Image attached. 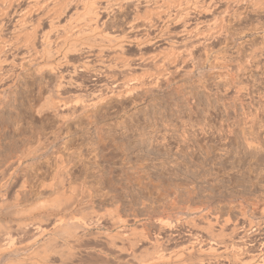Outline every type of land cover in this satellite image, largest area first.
Masks as SVG:
<instances>
[{
    "label": "rangeland",
    "instance_id": "obj_1",
    "mask_svg": "<svg viewBox=\"0 0 264 264\" xmlns=\"http://www.w3.org/2000/svg\"><path fill=\"white\" fill-rule=\"evenodd\" d=\"M1 1L0 7L1 4H3L2 9L5 6L4 10L0 8L1 11H9L8 7L12 6L13 1L17 3L16 6H20H12L13 11L10 10L8 13L10 19L3 20V24L10 20L9 24L11 23L12 26L16 11L24 7L22 5H26L29 0H18L19 4L17 0L12 2L6 0L8 3L5 0L2 1L3 3ZM172 1L168 3L169 0H166L165 6L170 5L168 7L172 8L169 10L174 13L176 9L174 6L177 3L174 4V0ZM227 1L238 0H223L214 9L221 35L216 36L213 39L214 42L211 41L205 47L193 52L191 62L188 59L190 48L173 46L174 44L166 39L155 44L156 46L142 45L143 42L140 40H132L133 42L129 40L131 43H128L127 40L121 50L123 52L125 49V51L121 54L116 52L117 56L111 53L113 56L111 60L106 59L111 54H106L107 56L94 54V58H90L86 51H77L78 55L76 52L74 55L77 56H71L69 60L70 63L73 62L71 67L74 66L77 69L76 65H78L80 68L79 71H75L76 76H73V80L83 85H79V90L84 87L83 90L87 91H77V87L70 93L64 92L65 98H68L67 101L72 104L77 103L76 98L83 96L86 98L91 95V92L95 97L89 98L88 101H85L87 98L81 99L82 104L84 101L88 102L87 104L91 103L90 101H94L97 96L103 95L102 97L107 96V98L104 99L105 102L99 103V106L96 105V108L99 107L98 110L95 107L85 109L82 113L84 116L79 114L80 118L77 115L76 119L72 120L74 123L70 120L69 125L60 123L46 108L48 114L40 113L39 110H42L44 103L42 97H40L41 101L38 100L40 99L38 89L42 86L43 79L35 75L33 68L27 66L24 68L23 73H20V81L16 83L17 86L8 90L2 101L0 100V170L5 168L7 164L3 163L6 161L15 165L17 159L28 155L19 154V149H28L29 145H26L32 143L31 141L36 143L40 139H45L53 142L55 139V147L40 156L32 154L34 156L30 160L21 164L24 167H19L21 170H18L19 173L17 171V181H26L24 190H17L20 182L18 184L16 181L17 184H13L15 189L11 186L12 189L8 190V193L6 191L2 193V195L6 193V196H0L1 203L7 201V209H4L5 202L0 204L4 205L3 208L0 207V227L8 226L5 228H9V236L13 237L15 247H20L24 254H29L37 250L36 245L41 248L40 245L43 246L42 244L46 242L48 245L44 246L45 249L46 246L48 247L47 251L52 252L50 256L54 259H51L53 263L58 262V257L55 256L64 257L73 254L75 258L72 264H141V262L143 264L144 255L152 252L161 256H159L161 259L158 264H264V0H245L238 6L233 4L227 6ZM73 2L67 3L70 6L65 7L67 11L63 9V6L60 8L65 11H62L63 16L64 13L70 16V11L73 13V9L78 7V4L73 5L75 1ZM7 4L10 6L6 8ZM42 5L45 6H42L44 11L41 12L40 6L41 9L36 7L41 13L33 9L31 13L36 19L32 14L30 18L37 20L39 27L44 29L49 21L48 16L45 17L44 14L46 10L49 12L52 9V5L48 6L50 7H47L48 9L45 4ZM126 10L124 8L125 12L116 11L115 15L110 16L108 20L111 21L107 20L106 24L107 27L110 26L106 28V32L110 29L107 33L113 34L115 31L119 34L127 26L128 15L129 17L133 14L141 15L143 12L144 17L148 14L142 8L140 11L136 10L137 13L134 12L135 10H129L131 13L134 12L132 14ZM165 10L167 11V7ZM47 12L46 15L50 16ZM62 12L59 10V17ZM10 14H12L11 17ZM34 14L38 16L42 14L41 19ZM63 18H59L61 24L64 22ZM38 21L42 23L44 21V25ZM7 22L6 30L10 27ZM47 24L46 27H48ZM140 24L143 23L138 24L139 34H151V31H154L147 25L145 26L147 31L152 29L147 32L142 29L145 28V24L143 26ZM72 25L75 24L72 23ZM46 27L42 31L39 29V32L46 31ZM170 29L172 34L178 31L175 27ZM10 30L11 27L4 32V35H7ZM125 30L123 29V33L120 34H125ZM154 33L155 31L153 35ZM169 54L170 56L175 54L173 60L174 57L182 56L181 61H188L190 63H188L190 69L188 70L191 74H184L186 68L180 66L176 71L170 67L172 74L165 76L167 70L162 69L167 67ZM83 56L89 57L90 62L97 61L90 63ZM121 63L124 64L123 67L129 64L127 66H130V69L127 67L125 71L121 68ZM82 64L86 66L89 64L90 67L86 68L83 65L82 68ZM81 68L82 70L85 68V72H80ZM63 69L66 68L62 67L60 70ZM110 71L112 76L109 74ZM32 72L35 75L33 77L30 75L33 74ZM112 72L116 74V77ZM94 75L100 76L94 78ZM147 75L150 76L149 82L152 78V80L161 78L159 88H152V91L148 89V92L147 88L146 90L141 88L140 92H136L138 97L134 99L132 98L135 94L131 97L127 96V99L125 96L120 98L110 96L111 91L116 90V88L111 90L113 82L117 84L121 82L120 79H126L128 84L134 78L135 81L130 84L125 83L126 87L130 88L131 84H136V81L139 83V79L143 77L147 80L149 77ZM163 77L166 78L163 79ZM49 78L48 80L45 78V81H48L47 84L50 85L54 79L51 77L50 81ZM91 79L98 81L95 82L98 86H92L95 80ZM99 82L104 84L103 87L106 84L107 90ZM44 83L43 86H45ZM88 86L96 89L92 90ZM87 88L91 91L89 92ZM104 89L106 91L110 89L108 91L110 93L107 92L104 96L106 92ZM33 98H38V101H33ZM37 110L39 113L36 112ZM34 142V145L31 144L33 148L38 144L35 145ZM23 146H26V149ZM52 150L60 154L50 152ZM54 156L60 160L57 157L54 160ZM13 159L14 163L9 162ZM57 159L59 162L62 161L63 165L60 167L66 169V172L64 169L65 174L68 173L64 174L65 183L62 181L64 189L61 190V194L63 195H58L60 200H64L61 205L59 198L56 199V193V196L51 195L42 189L44 185H41L51 180L54 170L50 167L58 166ZM55 161L57 164L51 166ZM71 186L75 188L74 193ZM37 187L41 190H37ZM60 189L56 192L60 193ZM16 190L19 194L21 193V202L17 206L13 205L15 202L13 201L14 193H12ZM42 192L47 194L44 195ZM40 194L44 197L42 198ZM35 197L41 202L47 199L52 201L55 198L53 201L56 200V203L58 201V204L55 206L53 201L52 204L49 202L41 204L37 199L34 202ZM7 199L14 203H10L11 201ZM32 205H36L39 209L46 205V208L38 211L37 207L34 208ZM48 205L51 209L47 207ZM31 206L36 210L35 212ZM24 207L25 210L30 207L33 213L26 210L29 212L28 215L26 212L24 217L18 216L22 212L24 214ZM16 215L19 218H16ZM160 220L169 221L172 226H160ZM30 221L33 223H30L32 228L30 229L31 226L28 223L30 230H27L26 235L16 232L15 223ZM59 221L70 223L69 225L72 223L74 228L77 227L76 233L74 237L69 238L65 235H57L56 240L49 243L48 236H50L51 228L57 224L56 222L60 223ZM37 226L40 227V232L33 231V228ZM32 241L36 245L30 247ZM117 255L120 257L116 258ZM31 260L26 264H34L35 261V264H43L36 256Z\"/></svg>",
    "mask_w": 264,
    "mask_h": 264
},
{
    "label": "bare ground",
    "instance_id": "obj_2",
    "mask_svg": "<svg viewBox=\"0 0 264 264\" xmlns=\"http://www.w3.org/2000/svg\"><path fill=\"white\" fill-rule=\"evenodd\" d=\"M2 1H4V0H2ZM1 1V2H2ZM6 1V0H5ZM9 1V0H8ZM21 1H23V0H21ZM27 1V0H26ZM25 1V2H26ZM73 1H75V4H73V5H76V3L78 4V7L77 8H75V9H73L74 11H73V13H71L72 11H70V16H67V15H65L66 13H64V16H63V12H65V11H67L66 9H65V7L66 6H69L67 3H70V2H73ZM168 1V0H167ZM172 1V0H171ZM170 0H169V2L168 3H170L171 2ZM223 1V0H222ZM222 1H219V0H174V4H176L177 3V5L176 6H174V8L176 7V9H175V11H173L174 13H172L169 9H171L172 7H168V6H170V5H168V6H165V4L167 5V2H166V0H29L28 1V3L26 4V5H22V6H24V7H22V8H18L17 10H18V12L14 9V11H16V17H14L15 18V20L14 19H12V20H14L13 21V23H12V26L9 24V21L10 20H8V24L10 25V27H11V30H10V32L9 33H7V35L5 34L4 35V32H6V31H8V29L10 28H8L7 30H6V26L5 25H7L6 24V22H5V24H3V20H5V18H7V19H10L9 17H8V13L10 12V10H12L13 11V7L12 6H16V4L17 3H14L15 1H13V3L15 4H13V3H11V5L12 6H10L9 4H7L6 5V8L8 7V5L10 6V7H8V10H9V8H10V10L9 11H1L0 10V100L2 101V99H3V97L5 96V94H7V92H8V90H10L11 88H13L15 85L17 86V81L20 79V77H21V75H20V73L22 72L23 73V70H25L24 68L27 66V67H29V68H33V70L35 71L34 73H35V75L36 76H38L41 80L43 79V82H42V86L40 87L39 85L37 86V85H35V86H37V87H40V89H38L39 91H38V93H39V98L40 97H42L43 99H42V101H43V107H42V110L40 109L39 111H40V113H47L48 114V111H50L51 113H52V116L54 117H56V119H58L59 121H60V123L62 122V123H65V124H67L70 120H71V122H73L72 120L75 118V117H77V115L79 116V114L80 115H82V113L83 112H85V109H89V107H92V108H96V105H98L99 106V103L101 104L103 101H104V99L105 98H107V96L106 97H102L101 95V97H99V96H97L96 98H94V101H90L91 103H89V104H87L85 101H88L89 100V98H93V97H95V96H93L92 95V92H91V95H89V96H87L86 98H87V100H85L84 101V105L82 104V102H80L81 101V99H83L84 98V96L83 97H81V98H79V99H77L76 98V102L77 103H75V104H72L71 102H68L67 101V99L68 98H65V94L66 93H70V92H72V90H76V88L78 87V89H77V91L79 90V85L81 84V83H79L78 84V82L76 83L75 82V80H73V76H76L75 75V71L76 70H78L79 71V66L78 65H76L77 66V69L76 68H74V66L73 67H71V63L73 64V62H71L70 63V57L71 56H77L78 55V53L79 52H81V51H86L89 55H90V58H94L93 57V55L94 54H97V55H106V54H111V53H113V55L115 54V56H117L116 55V52L118 53V52H120L119 54H121V50H123V44L125 43V41H127L128 40V43H131V42H129V40H140V41H142L141 43H142V45H147V46H153V45H155V44H158V43H160V42H163L165 39H166V41H169V42H171V44L173 43L174 45L173 46H182L183 48H190L189 50V52H188V50H187V52H188V59H189V62H191L190 60H193L191 57H193L192 55L194 54L193 52H195V51H197V49L198 48H203V46L205 47V45H207V43H210L211 41H213V39L216 37V36H219V35H221V34H219L221 31H219L218 30V27H217V23H216V16H215V12H214V9H215V7L216 6H218V4H220L219 2H222ZM242 1L243 2H245V0H238V1H236V2H230V1H227V6H232V4H233V6H238V5H240V4H242ZM7 2V1H6ZM10 2H12V0H10ZM16 2H18V0L16 1ZM25 2H23V3H25ZM173 2V1H172ZM171 2V3H172ZM261 2V1H260ZM3 3V2H2ZM5 3V2H4ZM8 3V2H7ZM20 2H18V4H19ZM74 3V2H73ZM6 4V3H5ZM4 4V5H5ZM42 4H45L46 5V8L48 7V6H51L52 5V9H50L49 10V12H47L48 10H46V12H47V14H49L50 13V16L49 15H46V12H45V17H47V19L49 18V21H47L48 22V27H46V24H45V27H46V31H43V32H41L42 30H44L45 29V27H44V29L42 28H40L39 26V24L38 23H36V21H34V20H32V18H30L31 17V14H32V16H33V13H31L32 12V10L33 9H36V7H37V9H38V7L40 6L41 8H42V6L43 7H45L44 5H42ZM2 6L0 7L1 9H2V7H3V4H1ZM72 5V4H71ZM17 6H19V5H17ZM16 6V7H17ZM64 7L63 9L65 10V11H63L62 9H60L61 7ZM171 6H172V4H171ZM255 6V5H254ZM257 6V5H256ZM11 7H12V9H11ZM20 7V6H19ZM39 7V8H40ZM70 7V6H69ZM68 7V8H69ZM166 7H167V11L165 10L166 9ZM264 7V6H263ZM40 8V9H41ZM48 8H50V7H48ZM47 8V9H48ZM74 8V7H73ZM124 8H125V10L127 9L128 11L129 10H135L134 12H136L137 13V11H140V9L142 8V9H144V11H146L148 14L146 15V14H144V15H146V16H148V17H146V16H144L143 17V12H142V14L140 15H138V14H133L132 16H130L129 17V15L128 14H130L131 13V11H129L130 13H126L127 15H128V19L126 20V21H128L127 22V29H126V27L125 28H123L124 30H125V34H120V33H123L122 32V30L119 32V34H116V32L114 31V29H113V31H114V33L113 34H110V33H107L108 32V30H110V29H108L107 30V32H106V28H109V27H107L106 26V24L108 23V21H111V20H108L109 18H110V16H113V15H115L114 13L116 12V11H118V12H122V10L124 11ZM131 8H133V9H131ZM231 8V7H230ZM234 8V7H233ZM5 9V6H4V8L2 9V10H4ZM36 9V10H37ZM39 9V10H40ZM44 8H42L41 9V12H42V10H43ZM227 9V8H226ZM39 10H37V11H39ZM59 10H61V12H62V15L60 14V16L61 17H59ZM126 10V12H128ZM137 10V11H136ZM164 10V11H163ZM44 11V10H43ZM227 11V10H226ZM229 11V10H228ZM233 11V10H232ZM40 12V11H39ZM40 12V13H41ZM125 12V11H124ZM134 12H132V13H134ZM146 12H144V13H146ZM12 14H13V12H11ZM69 13V12H68ZM67 13V14H68ZM131 13V14H132ZM139 13H141V12H139ZM12 14H10V17H11V15ZM43 14V13H42ZM41 14V15H42ZM161 14H162V16H161ZM34 15H36V14H34ZM41 15H36V17L38 16L39 18L41 17ZM69 15V14H68ZM154 15H155V17H154ZM65 16H67L68 17V19H67V17L64 19L63 17H65ZM120 16V15H119ZM142 16V17H141ZM161 16V17H160ZM13 17V16H12ZM33 18H35V16H33ZM43 18V17H42ZM59 18H63L62 20L64 21H62L63 22V24H61L60 22H59ZM126 18V17H125ZM36 19V18H35ZM41 19V18H40ZM45 19V18H44ZM67 19V20H66ZM112 19V18H111ZM201 19H203V21H200ZM39 20V19H38ZM108 20V21H107ZM60 21H61V19H60ZM107 21V22H106ZM39 22V21H38ZM40 24H43L44 23V21H43V23L42 22H39ZM75 24L73 27L71 26V24ZM126 23V22H125ZM139 23H143V24H140V25H144V27L145 26H147L148 25V27L149 28H152L154 31H155V33H154V35H153V32L154 31H151V30H149V31H147L146 30V27L145 28H142V29H145L147 32H152L151 34L150 33H146V34H144V35H141V34H139L140 32V29H139V31L137 32V30H138V24ZM8 25V26H9ZM44 25V24H43ZM41 27H43V26H41ZM174 27L176 28V30L178 29V31L175 33V34H172L171 32H170V28H173L174 29ZM39 29L41 30L40 32H39ZM119 31V30H118ZM174 31V30H173ZM222 31H223V29H222ZM142 32H143V30H142ZM112 33V32H111ZM138 33V34H137ZM144 33V32H143ZM170 33L172 34V35H170ZM218 33V34H217ZM222 33V32H221ZM218 38V37H217ZM82 42V43H78L77 44V42ZM132 41V42H133ZM140 41H138V42H140ZM215 41V40H214ZM213 41V42H214ZM166 43V42H165ZM126 45V44H125ZM124 45V46H125ZM128 45V44H127ZM167 45V44H166ZM146 46V47H147ZM156 46V45H155ZM161 46V45H160ZM160 46H158V47H160ZM170 46V45H169ZM143 47H145V46H143ZM165 47V46H164ZM182 47H180V48H182ZM125 48V47H124ZM162 48V47H161ZM167 48V47H166ZM179 48V47H178ZM207 48V47H206ZM163 49V48H162ZM168 49V48H167ZM175 50H176V48H175ZM178 50V49H177ZM200 50V49H199ZM77 51H79V52H77ZM124 51H125V49H124ZM123 51V52H124ZM158 51V50H157ZM161 51V50H160ZM77 52V55H74L75 53ZM122 52V53H123ZM169 52V51H168ZM181 52H182V50H181ZM185 52V51H184ZM161 53V52H160ZM169 53H171V52H169ZM179 53H180V51H179ZM183 53V52H182ZM81 54V53H80ZM86 54V53H85ZM88 54H86V55H88ZM118 54V55H119ZM153 54V53H152ZM84 55V54H83ZM104 55V56H105ZM173 55H175V54H172L171 56H170V54H169V56L172 58H170L169 56V59H167V64H166V66L167 67H165L166 69H162L163 71L164 70H167V74H165V76H169L170 74H172L171 72V70H170V67L171 68H173L174 69V71H176L177 70V68H179L180 66H183L184 68H186L185 70V73L184 74H186V75H190L191 74V71H189L190 69L188 68L189 67V65H188V61H181V59H182V56L180 57V56H178V57H174V60H173ZM107 56V55H106ZM111 56V57H110ZM114 56V57H115ZM153 56V55H152ZM155 56V55H154ZM157 56H159V55H157ZM82 57V56H81ZM84 58H85V56H83ZM99 56H97V58H98ZM101 57V56H100ZM110 57V58H109ZM109 57H107L106 59H110L111 60V58L113 57L112 56V54L111 55H109ZM119 57H122V56H119ZM163 57V56H162ZM167 57V56H166ZM84 58H82V59H84ZM89 58V57H88ZM88 58H85V59H87L88 60ZM101 58H103V57H101ZM100 58V59H101ZM105 58V57H104ZM103 58V59H104ZM125 58H126V56H125ZM73 59V58H72ZM84 59V60H85ZM105 59V60H106ZM116 59V58H115ZM127 59V58H126ZM139 59V58H138ZM87 60H85V61H87ZM95 60V59H94ZM102 60V59H101ZM114 60V59H113ZM117 60V59H116ZM116 60H115V62H116ZM120 60H122V59H120ZM187 60V59H186ZM73 61V60H72ZM89 61V60H88ZM93 61V60H92ZM91 61V62H92ZM95 61H97V60H95ZM95 61H93V63L95 62ZM98 61H99V59H98ZM130 61V60H129ZM134 61V60H133ZM136 61V60H135ZM169 61V62H168ZM197 61V60H196ZM79 62V61H78ZM82 62H84L83 60H82ZM81 62V63H82ZM90 62V61H89ZM90 62V63H91ZM102 62H103V60H102ZM117 62H118V60H117ZM121 62V61H120ZM122 62H123V60H122ZM131 62V61H130ZM150 62V61H149ZM149 62H147V63H149ZM154 62V61H153ZM195 62V61H194ZM201 62V61H200ZM69 63H70V65H69ZM85 63V62H84ZM88 62H86V64H87ZM89 63V64H90ZM104 63V62H103ZM103 63H101V62H99V64H103ZM106 63V62H105ZM113 63V62H112ZM142 63V62H141ZM141 63H139V64H141ZM196 63V62H195ZM89 64L86 66L85 64H82V68L84 67L83 65H85L86 66V68L89 66ZM109 64V63H108ZM146 64V63H145ZM190 64V63H189ZM192 64V63H191ZM200 64V63H199ZM113 65H116V64H113ZM123 65L124 64H122L121 63V68H123L124 70L126 69H128L129 67L127 66V65H129V64H127V65H125V67H123ZM137 65H138V63H137ZM148 65V64H147ZM165 65V64H164ZM171 65V66H170ZM188 65V66H187ZM70 66V67H69ZM90 66H91V64H90ZM89 66V67H90ZM103 66V65H102ZM105 66H106V64H105ZM118 66V65H117ZM152 66H154V65H152ZM26 67V68H27ZM62 67H64V68H66L65 70L63 69V70H60ZM93 67V66H92ZM111 67V66H110ZM110 67H108V68H110ZM128 67V68H127ZM151 67V66H150ZM158 67V66H157ZM82 68H81V70H80V72L81 71H84V69L82 70ZM105 68V67H104ZM118 68V67H117ZM141 68V67H140ZM143 68V67H142ZM156 68V67H155ZM106 69V68H105ZM120 69V68H119ZM130 69V68H129ZM189 69V70H188ZM32 70V71H33ZM87 70V69H86ZM109 70H111V69H109ZM118 70V69H117ZM125 70V71H126ZM135 70V69H134ZM142 70V69H141ZM197 70V69H196ZM63 71V72H62ZM89 71V70H88ZM95 71V70H94ZM101 71V70H100ZM103 71V70H102ZM106 71V70H105ZM113 71V70H112ZM140 71V70H139ZM145 71H147V70H145ZM85 72V71H84ZM91 72V71H90ZM119 72V71H118ZM28 73V72H27ZM33 73V72H32ZM34 73L33 74H30V75H32V77L33 76H35L34 75ZM104 73V72H103ZM176 73V72H175ZM179 73V72H178ZM29 74V73H28ZM86 74H87V71H86ZM91 73H89V75H90ZM105 74V73H104ZM109 74L111 75V71L109 72ZM112 74H113V72H112ZM127 74V73H126ZM134 74H136V73H134ZM23 75V74H22ZM114 75V74H113ZM130 75V74H129ZM129 75H127V76H129ZM145 75V74H144ZM160 75V74H159ZM161 75H163V74H161ZM160 75V76H161ZM27 76V75H26ZM45 76H48V77H52V79H54L52 82V84L50 83V85L49 84H47L48 83V81L46 82L45 80L47 79L48 80V77H45ZM96 76H97V78L100 76V75H94V78H96ZM105 76V75H104ZM112 76V75H111ZM115 77H116V74L114 75ZM132 77H133V74L131 75ZM147 76H149V75H147ZM158 76V75H157ZM164 76V75H163ZM192 76V75H191ZM46 79H45V78ZM107 77V76H106ZM115 77L113 78V79H115ZM135 77V76H134ZM146 77V76H145ZM31 78V77H30ZM49 78V79H50ZM75 78V77H74ZM112 78V77H111ZM125 78H127L126 76H125ZM142 78V77H141ZM149 78H150V76L147 78V80L146 79H144V77L142 78V79H144V80H146V81H148L149 80ZM152 78V77H151ZM164 78H166V77H163V79ZM36 79V78H35ZM118 79V78H117ZM120 79V78H119ZM137 79V78H136ZM138 79H139V77H138ZM142 79H139L140 81H139V83H138V81H136V84H134V85H136V87L134 86V85H132L131 84V86H130V88H129V86H127L126 87V85H125V83L127 82V80L125 81L124 79H120L121 80V82H117V81H115V80H113V81H115V82H117V84L115 83L114 84V82H113V88H112V86H111V90L113 89L114 90V88H116V90L113 92V91H111V93L110 92H108V91H110V89L108 90V91H106L107 89L105 88L106 87V84H105V87H103L104 86V84H102L101 82H99V83H101L102 84V87L103 88H105L104 90L106 91V92H104V96H105V93H110V96L112 95V97L114 96H117V97H119L120 98V96L121 97H123V96H125L124 98L125 99H127V96H132L133 94H135L134 96H133V98L132 99H134L135 97H138L137 96V94H136V92H138L139 90L141 91V88H145V89H143V90H146V88H147V92H148V89H150L151 91H152V88H159L158 87V85H159V83H160V81H159V79H161V78H157V79H155V80H152V79H150V82L148 83H145L146 81H144V80H142ZM162 79V80H163ZM171 79V78H170ZM37 80H39L38 78H37ZM86 80V79H85ZM91 80H93V79H91ZM95 80V79H94ZM93 80V81H94ZM100 80V79H99ZM152 80V81H151ZM168 80V79H167ZM20 81V80H19ZM44 81L46 82V85H45V83H44ZM50 81H51V79H50ZM81 81V80H80ZM89 81V80H88ZM102 81V80H101ZM106 81V80H105ZM124 81V82H123ZM130 81V80H129ZM133 81H135L134 80V78H133V80H131V82H133ZM165 81H166V79H165ZM39 82V81H38ZM95 82H98V81H94L93 83V85L92 86H98V85H96V83ZM110 82V81H109ZM130 82V83H131ZM167 82V81H166ZM165 82V83H166ZM21 83V82H20ZM23 83V82H22ZM30 83V82H29ZM40 83V82H39ZM43 83H44V85L45 86H43ZM88 83H90V82H88ZM111 83H112V81H111ZM130 83H128V84H130ZM41 84V83H40ZM78 84V85H77ZM98 84V83H97ZM127 84V83H126ZM127 84V85H128ZM24 85H25V83H24ZM89 85H91V84H89ZM114 85H115V87H114ZM161 85V84H160ZM15 86V87H16ZM18 86H19V84H18ZM34 86V85H33ZM81 86H83L82 84H81ZM89 87V86H88ZM99 87H100V84H99ZM29 88V87H28ZM27 88V89H28ZM32 87L30 86V89H31ZM84 88V87H83ZM83 88H82V90H83ZM90 89H92L91 88V86L89 87ZM102 88V89H103ZM18 89V88H17ZM88 89V88H87ZM90 89H88V91L90 90ZM93 89H96V88H93ZM92 89V90H93ZM98 89V88H97ZM100 89H101V87H100ZM12 90V89H11ZM29 90V89H28ZM27 90V91H28ZM81 90V88H80V90L79 91H82ZM155 90V89H154ZM31 91V90H30ZM33 91V90H32ZM83 91H87L86 89L85 90H83ZM91 91V90H90ZM89 91V92H90ZM98 91V90H97ZM139 91V92H140ZM65 92V94H63ZM99 92H100V90H99ZM146 92V93H147ZM21 93V92H20ZM28 93H30V92H28ZM32 93V92H31ZM33 93H34V91H33ZM36 93H37V88H36ZM73 93H75V91H73ZM72 93V94H73ZM77 93V92H76ZM86 93V92H85ZM88 93V92H87ZM145 93V92H144ZM45 94V95H44ZM63 94V95H62ZM71 94V95H72ZM102 94H103V92H102ZM17 95V94H16ZM19 95V94H18ZM74 95V94H73ZM81 96H82V93L80 94ZM84 95V94H83ZM106 95H108L109 96V94H106ZM35 96H37L36 94H35ZM44 96V97H43ZM92 96V97H91ZM140 96V95H139ZM32 97V96H31ZM33 97H34V95H33ZM70 97V96H69ZM116 97V98H117ZM6 98V97H5ZM30 98V97H29ZM86 98H84V99H86ZM110 97H108V99H109ZM123 98V99H124ZM38 99V98H37ZM35 99V98H33V101L34 100H36V101H41V98L40 99ZM83 99V100H84ZM30 100H31V98H30ZM69 100H71V99H69ZM78 100V101H77ZM82 100V101H83ZM107 100V99H106ZM129 100H131V99H129ZM127 101V100H126ZM80 102V103H79ZM105 102V101H104ZM34 103V102H33ZM74 103V102H73ZM86 103V104H85ZM42 104V103H41ZM33 105V104H32ZM35 105V104H34ZM79 105V106H78ZM33 107V106H32ZM39 107V106H38ZM26 108V107H25ZM28 108H31V107H28ZM40 108H41V105H40ZM45 108L48 110H45ZM98 109H99V107H97ZM96 108V109H97ZM101 108V107H100ZM95 109V110H96ZM97 109V110H98ZM43 110H45V111H47V112H45V111H43ZM94 110V109H93ZM92 110V111H93ZM29 111H33V109L31 110V109H29ZM39 111L37 110L36 112H38L39 113ZM43 111V112H42ZM27 112V111H26ZM34 112H35V110H34ZM49 112V113H50ZM31 113V112H30ZM37 113V114H38ZM86 113H87V111H86ZM36 114V115H37ZM85 114V113H84ZM46 115V114H45ZM50 115V114H49ZM48 115V116H49ZM88 115V114H87ZM82 116H84V115H82ZM40 117V116H39ZM41 117H42V115H41ZM80 117V116H79ZM78 117V118H79ZM81 118V117H80ZM80 118H79V120H80ZM83 118V117H82ZM76 119V118H75ZM78 120V119H77ZM76 121V120H75ZM70 122V123H71ZM70 123H68V125L70 124ZM74 123V122H73ZM63 125V124H62ZM68 125H65L66 127H69ZM54 126V125H53ZM1 139V138H0ZM34 139V138H33ZM37 139H38V137H37ZM36 139V140H37ZM39 139H40V137H39ZM20 140V139H19ZM29 140V139H28ZM55 140V139H54ZM53 140V142H51V141H47V140H45V139H43V140H38V141H36V143L34 142V141H31L32 143H30V144H27L26 146H28L27 148L28 149H26V146L24 147L26 150H22L23 148H21V149H19L20 151H19V154H28V155H23V157L20 155L19 157L21 158V159H17V162L15 163V165L14 164H9L8 163V161H6L5 163H3V164H7L6 166H5V168H3L2 170H0V196L2 195V193L3 192H7L8 193V190H11L12 188H10L11 186H13V188H14V185H16L17 184V171L20 169L19 167L21 166V164L23 163V162H25V161H28V160H30L31 159V157H33L34 155H38V156H40V154H46L47 152H49V151H47V150H51V148L52 149H54V147H55V141ZM56 140H57V138H56ZM23 141V140H22ZM33 142L35 143V145L37 144V146L35 147V148H33ZM31 144H33V145H31ZM25 145V144H24ZM32 146V147H31ZM31 148V149H30ZM56 149V148H55ZM22 150V151H21ZM57 150V149H56ZM56 150H52V151H50V152H52V153H56L57 152V154L59 153L58 151H56ZM52 153H50V154H52ZM16 154V153H15ZM31 154V155H30ZM32 154H34V155H32ZM60 154V153H59ZM16 156V155H15ZM53 156V155H52ZM36 158H37V156H35ZM34 157V158H35ZM55 157V156H54ZM53 157V158H54ZM57 157V156H56ZM56 157L54 158V160H56ZM16 158V157H15ZM50 158V157H49ZM48 158V159H49ZM58 158V157H57ZM59 160H60V158H58ZM57 159V160H58ZM35 160V159H34ZM59 160H58V166H53L54 164H57L56 162L57 161H55V163L53 162L52 163V165L51 166H53V167H55V168H51L50 167V169H53L54 170V173H53V175L51 174V172H50V174L52 175V177H51V180H47V178H48V176H47V178L45 177V182H46V180H47V182L48 183H44V184H41V185H44L43 186V188L42 189H44L45 191H48V193H50L51 195H53L54 194V196H56L57 195V198L56 199H58L59 197H58V195L59 194H61V190L62 189H64V188H62V187H64V184L62 185V181H63V183H65L64 182V177H65V175L66 174H68V173H66L65 174V172H66V169L65 168H63V167H60V165H63V163L61 164V162L62 161H60L59 162ZM62 160V159H61ZM13 161V163H14V159L13 160H11V161H9V162H12ZM47 162V161H46ZM65 162V161H64ZM28 163H30V162H28ZM2 164V165H3ZM8 164H9V166H8ZM31 164V163H30ZM22 167V166H21ZM24 167V166H23ZM22 167V168H23ZM69 167V166H68ZM26 169V168H25ZM64 169H65V172H64ZM21 170V169H20ZM23 170V169H22ZM46 171V170H45ZM68 172V171H67ZM18 173H19V171H18ZM65 174V175H64ZM64 175V176H63ZM70 175V174H69ZM62 176H63V179H62ZM23 179H26V178H24L23 177ZM49 179V178H48ZM67 179V178H66ZM69 179V178H68ZM30 180V179H29ZM71 180V179H70ZM17 181V182H16ZM21 181V180H20ZM19 181V182H20ZM41 181H42V179H41ZM69 181V180H68ZM19 182H18V184H19ZM24 182H26V181H23V182H20V184L19 185H17V190H21V189H25L24 187ZM50 182V183H49ZM70 182V181H69ZM15 183V184H14ZM14 184V185H13ZM68 184V183H67ZM70 186V185H69ZM61 189H60V188ZM79 187H80V185H79ZM16 188V187H15ZM14 188V189H15ZM38 188V187H37ZM36 188V189H37ZM71 188H72V186H71ZM28 189V188H27ZM26 189V190H27ZM40 189V187L37 189V190H39ZM58 189H60V193H57L58 192ZM68 189V188H67ZM72 189H74L73 190V193L75 192V188H72ZM71 189V190H72ZM17 190H16V192H12V193H14L13 195V201L15 202V204H13V205H15V206H17L20 202H21V200H20V194H19V191L17 192ZM41 190V189H40ZM44 190H42V191H44ZM76 190H77V188H76ZM84 190V189H83ZM57 191V192H56ZM64 191V190H63ZM26 192V191H25ZM88 192V191H87ZM23 193H24V191H23ZM41 193V192H40ZM42 193H44V192H42ZM55 193H56V195H55ZM29 194V193H28ZM37 194H38V192H37ZM37 194H34V195H37ZM47 194V193H46ZM45 193H44V195H46ZM72 194V193H71ZM77 194V193H76ZM75 194V195H76ZM4 196H6V193H4L3 194ZM2 195V196H3ZM42 194H40V196H41ZM61 195H63V194H61ZM73 195V194H72ZM71 195V196H72ZM1 196V197H2ZM67 196H69V195H67ZM67 196H64V197H67ZM79 195H77V197H78ZM0 197V198H1ZM42 198L44 197L43 195L41 196ZM51 197V196H50ZM76 197V198H77ZM4 199H5V197H3ZM2 198V199H3ZM24 198V197H23ZM22 198V199H23ZM38 198H40L39 197V195H38ZM62 198V197H61ZM68 198H70V197H68ZM71 198H73V197H71ZM88 198V197H87ZM28 199H29V197H28ZM28 199H26L27 201H28ZM37 198L35 197V199H34V202H35V200H36ZM53 199H55V198H53ZM53 199H52V201H53ZM84 199H85V197H84ZM83 199V200H84ZM6 200V199H5ZM7 200H9V199H7ZM25 200V201H26ZM38 200V202H41L40 201V199H37ZM43 200V199H42ZM47 200H49V199H47ZM47 200H44L45 202H49V203H51L52 204V201L51 200H49V201H47ZM67 200V199H66ZM69 201H70V199H68ZM1 201V200H0ZM11 200H9V202H10ZM13 201H11L10 203H12ZM51 201V202H50ZM56 200H54L53 201V203L55 202ZM62 201H64L63 199H61L60 200V198H59V203H60V205H61V202ZM73 201V200H72ZM85 201V200H84ZM5 202V201H4ZM4 202H0V204H3ZM7 202V201H6ZM6 202H5V207H6ZM13 202V203H14ZM23 202V201H22ZM31 202V201H30ZM33 202V201H32ZM43 202V201H42ZM42 202H41V204H42ZM45 202H43V204H45ZM66 202V201H65ZM64 202V203H65ZM80 202V201H79ZM64 203H62V204H64ZM66 203H68V202H66ZM33 204V203H32ZM48 204V203H47ZM58 204V201H57V203L55 202V206ZM70 204V203H69ZM3 205V206H4ZM8 205H10V204H8ZM7 205V206H8ZM54 205V204H53ZM66 205V204H65ZM65 205H63V206H65ZM3 206L2 205H0V207L1 208H3ZM34 208L35 207H37L36 205H32ZM31 206V209H34L33 207ZM50 205H48L47 207H49ZM9 207V206H8ZM52 207V206H51ZM59 207V206H58ZM10 208H12L11 206H10ZM30 208V207H29ZM29 208H27L26 210H28L30 213H33V211L31 210L30 211V209ZM42 209H39V207H37V210L39 211H41V210H44V208H46V205L44 206V208L43 207H41ZM50 208V207H49ZM57 208V207H56ZM4 209H7V207L6 208H4ZM3 209V210H4ZM23 209V208H22ZM21 209V210H22ZM51 209V208H50ZM17 210V209H16ZM16 210H13L14 212L16 211ZM19 210V209H18ZM17 210V211H18ZM24 210H25V207H24ZM24 210H22V211H24ZM25 210V212H24V214H23V212H22V214L21 215H18V216H22V217H24L23 215H25V213L27 212ZM55 210H57V209H55ZM1 211H2V209H1ZM7 211V210H6ZM9 211V210H8ZM11 211V210H10ZM9 211V212H10ZM20 211V210H19ZM36 210L34 209V212H35ZM29 212H27L26 214L28 215V213ZM37 213V212H36ZM3 214V213H2ZM1 214V215H2ZM4 215V214H3ZM14 215V214H13ZM17 215H16V218H19ZM45 216V215H44ZM11 217H12V215H11ZM39 216H37V218H38ZM49 217V216H48ZM13 218H15V215H14V217ZM26 218H27V216H26ZM35 218V217H34ZM45 219V218H44ZM33 220V219H32ZM39 220V219H38ZM38 220H37V222H38ZM56 220V219H55ZM40 221V220H39ZM46 221V220H45ZM36 222V221H35ZM43 222V221H42ZM60 222V221H59ZM23 222H21V224H20V222H19V224H18V222L17 223H15V229H17V231L16 232H18L19 234H25L26 235V233L32 228V221H30V222H24V223H26V224H22ZM30 223H32V224H30V229H29V224ZM50 223V222H49ZM57 224H55V225H53V227L51 228L52 230H51V232H50V236H48V237H46V238H48V242L50 243L52 240H56L55 239V237H57V235H65L67 238H69V237H74V235H75V228L77 229V227H73V225H72V223H71V225H69L70 223H62V222H60V223H58V222H56ZM124 223V222H123ZM2 224V223H1ZM17 224H18V226H17ZM28 224V225H27ZM35 224V223H34ZM53 224V223H52ZM120 224V223H119ZM159 224H160V226H170L171 224L169 223V221H165V220H160L159 221ZM10 225V224H9ZM39 225V224H38ZM7 225H4V227H3V225L0 227V264H26L27 262H29L31 259H32V257L34 258L35 256L37 257V258H39L40 260V262H42L43 264H56V262L57 261H55V263H53L52 261H51V259H53V258H51L52 256H50V253H52V252H49V250L47 251V246H46V249H45V246L44 245H48V243L46 244V242L45 243H43L42 245L43 246H41L40 245V247L41 248H39L38 246L39 245H36V244H34V240L32 241L33 243L32 244H30L29 246L30 247H32L33 245H36L37 247H35L37 250L36 251H31V253H29V254H24L23 252V249H21L20 247H15L16 245L14 244L15 242H14V240H13V237H11V236H9V228H5ZM172 226V225H171ZM8 227V226H7ZM28 227V228H27ZM5 228V229H4ZM36 228V227H35ZM35 228H33L34 230L33 231H35V230H37V231H39V229H40V227H38L37 226V228L35 229ZM164 228V227H163ZM6 229H8L7 230V232L5 231ZM11 229V228H10ZM15 229H14V233H15ZM162 229V228H161ZM28 230V231H27ZM36 231V232H37ZM41 231V230H40ZM39 231V232H40ZM50 231V230H49ZM11 232V231H10ZM36 232H35V234H36ZM43 232H45L44 230H43ZM47 232V231H46ZM30 233V232H29ZM28 233V234H29ZM31 233H33L32 231H31ZM176 233V232H175ZM19 234H17L16 233V235H19ZM24 235V236H25ZM33 235H34V233H33ZM49 235V234H48ZM77 235V234H76ZM193 235V234H192ZM20 236V235H19ZM76 237V236H75ZM33 238V237H32ZM31 238V239H32ZM35 238V237H34ZM33 238V239H34ZM37 238V237H36ZM45 238V239H46ZM64 238V237H63ZM36 240V239H35ZM47 240V239H46ZM45 240V241H46ZM73 240V239H72ZM193 240V239H192ZM75 241H77L76 239H75ZM157 241V240H156ZM196 241H197V239H196ZM36 242V241H35ZM53 242V241H52ZM55 242V241H54ZM73 242V241H72ZM71 242V243H72ZM132 242H134V241H132ZM191 242V241H190ZM27 244H29V243H27ZM38 244V243H37ZM133 244L131 243V246H132ZM28 246V247H29ZM116 246V245H115ZM122 247V246H121ZM119 248V247H118ZM187 248V247H186ZM33 249V248H32ZM155 249V248H154ZM184 249V248H183ZM69 250V249H68ZM121 250V249H120ZM157 250V249H156ZM191 250V249H190ZM29 251V250H28ZM118 251V250H117ZM187 251V250H186ZM121 253H122V251H120ZM190 252V251H189ZM193 252V251H192ZM200 253V252H199ZM69 254V253H68ZM118 254V253H117ZM120 254V253H119ZM147 255H144V258L143 257H141V258H143V259H141V260H143V264H158L159 263V261H160V257L158 256V255H155V253H152V252H150V254H149V252L148 253H146ZM192 254V253H191ZM60 255V254H59ZM116 255V254H115ZM121 255V254H120ZM120 255L118 256L117 255V257L116 258H119L120 257ZM195 255V254H194ZM130 256V255H129ZM133 257H134V255H132ZM163 256V255H162ZM55 257H58V262H57V264H65V263H67V264H72V263H74L73 261H74V256H73V254L71 255H66V256H55ZM113 257V256H112ZM124 257V256H123ZM126 257V256H125ZM177 257V256H176ZM89 258V257H88ZM114 258V257H113ZM135 258V257H134ZM122 259V258H121ZM124 259V258H123ZM128 259V258H127ZM126 259V260H127ZM132 259V258H131ZM139 259V260H140ZM54 260V259H53ZM86 260V259H85ZM119 260V259H118ZM130 260V259H129ZM164 260V259H163ZM34 261V260H33ZM120 261V260H119ZM31 263H32V260L30 261ZM36 262V261H35ZM35 262H34V264H35ZM69 262V263H68ZM30 263V264H31ZM77 263V262H76ZM82 263V262H81ZM37 264V263H36ZM141 264H142V262H141Z\"/></svg>",
    "mask_w": 264,
    "mask_h": 264
}]
</instances>
